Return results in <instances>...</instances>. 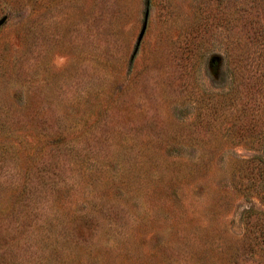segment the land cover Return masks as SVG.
I'll list each match as a JSON object with an SVG mask.
<instances>
[{"label":"rangeland","instance_id":"374dc122","mask_svg":"<svg viewBox=\"0 0 264 264\" xmlns=\"http://www.w3.org/2000/svg\"><path fill=\"white\" fill-rule=\"evenodd\" d=\"M0 264H264V0H0Z\"/></svg>","mask_w":264,"mask_h":264}]
</instances>
